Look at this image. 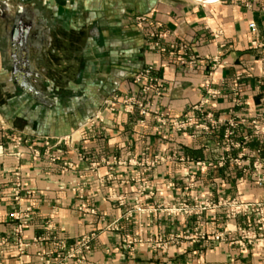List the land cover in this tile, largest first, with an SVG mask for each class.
<instances>
[{
    "label": "clouds",
    "instance_id": "1",
    "mask_svg": "<svg viewBox=\"0 0 264 264\" xmlns=\"http://www.w3.org/2000/svg\"><path fill=\"white\" fill-rule=\"evenodd\" d=\"M227 2L264 41V0ZM124 9L36 121L0 106V264H264V45L201 31L161 78L147 7Z\"/></svg>",
    "mask_w": 264,
    "mask_h": 264
},
{
    "label": "crops",
    "instance_id": "2",
    "mask_svg": "<svg viewBox=\"0 0 264 264\" xmlns=\"http://www.w3.org/2000/svg\"><path fill=\"white\" fill-rule=\"evenodd\" d=\"M104 3L109 5L108 9L103 8ZM137 3L148 9L144 13L148 17V26L155 31L156 25H160L165 32L164 44L168 49L165 54L169 56L174 55L171 47L175 42H187L191 48L201 31L209 34L212 47L221 37H234V42L248 43L253 47L258 42L264 44L258 33L255 39H251L253 30L248 28L251 22L256 27L258 11L249 12V19L245 21L240 7L237 5L229 10L227 0L204 4L192 0H137ZM113 4L117 7L112 8ZM122 8L123 0H0V11L4 13V16L0 15V106L15 98L19 101L16 116L19 118L27 112L23 119L36 121L40 116L39 107L45 101L69 94L66 89L70 82L79 83L75 74L84 67L82 52L89 40V28L102 13L111 22L114 15L128 12L127 9L122 12ZM13 18L19 21L20 27H27L29 33L26 49H16L15 59L11 57ZM190 29L195 31L190 32ZM211 31H221L222 34L214 39ZM241 36L246 39L241 40ZM198 53L199 49L191 54L196 56ZM162 55L152 51L145 55V59L159 66L161 78L170 77L162 63ZM255 59L259 64V58ZM13 63L18 70L30 72L27 83L33 92L18 85L12 73ZM245 102L251 105L252 99ZM25 103L27 108H24ZM54 119L55 111L49 110L47 120ZM26 131L31 134L33 130ZM2 163L0 161V165ZM243 185L247 188V181H243Z\"/></svg>",
    "mask_w": 264,
    "mask_h": 264
},
{
    "label": "water",
    "instance_id": "3",
    "mask_svg": "<svg viewBox=\"0 0 264 264\" xmlns=\"http://www.w3.org/2000/svg\"><path fill=\"white\" fill-rule=\"evenodd\" d=\"M192 1L204 4V3H213V2L220 1V0H192ZM28 38H29L28 28L27 27L22 28L20 27L19 21H14L13 26H12V31H11V47H12L11 57L12 59L16 58V55L18 53L16 49L20 51H24L26 49ZM12 73L16 77L18 81V85L20 87L26 89L27 91H32V92L34 91L33 88L30 87L27 83V78L30 75L29 71H26L23 69L18 70L13 63Z\"/></svg>",
    "mask_w": 264,
    "mask_h": 264
},
{
    "label": "built area",
    "instance_id": "4",
    "mask_svg": "<svg viewBox=\"0 0 264 264\" xmlns=\"http://www.w3.org/2000/svg\"><path fill=\"white\" fill-rule=\"evenodd\" d=\"M250 24L252 26L251 27H248V28L253 30L255 28V25L252 22ZM210 33H211V35L213 36L214 39L219 38L221 36V34H222L221 31H215V32L211 31ZM152 35L154 37L153 44L156 45V50L155 51L157 53H159V54H165L168 51V49H167V46L164 44L165 32H163L161 30V26L160 25H156L155 31H153ZM184 45H185V43L175 42L172 45V47H171L172 48V51H173V54L175 56H178L181 60H184L186 58V56H187V58H188V60L190 62V60H191V58L193 56L191 53H193V51H190L188 53L182 52L181 51V47L184 46ZM262 45H264V44H262ZM187 47L189 49H191L188 45H187Z\"/></svg>",
    "mask_w": 264,
    "mask_h": 264
},
{
    "label": "flooded vegetation",
    "instance_id": "5",
    "mask_svg": "<svg viewBox=\"0 0 264 264\" xmlns=\"http://www.w3.org/2000/svg\"><path fill=\"white\" fill-rule=\"evenodd\" d=\"M0 15L1 16H4V13L2 11H0ZM11 21H12V23H14V21H17V19L16 18H13V19H11Z\"/></svg>",
    "mask_w": 264,
    "mask_h": 264
}]
</instances>
